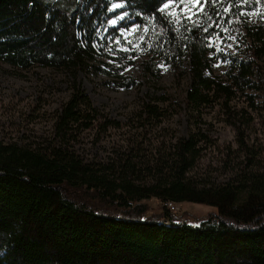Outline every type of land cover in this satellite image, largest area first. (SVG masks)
Here are the masks:
<instances>
[{
	"label": "trees",
	"instance_id": "obj_1",
	"mask_svg": "<svg viewBox=\"0 0 264 264\" xmlns=\"http://www.w3.org/2000/svg\"><path fill=\"white\" fill-rule=\"evenodd\" d=\"M112 1L0 0V62L23 71L60 69L74 80L55 117L53 143L0 142V264H264L263 163L244 142L245 165L221 184L190 176L201 155L195 135L175 139L153 165L137 149L105 165L83 160L71 147L84 131L121 127L75 83L115 16ZM122 1L133 24L148 34L145 76L157 77L161 63L185 67L187 99L195 108L209 97L225 103L247 97L264 66L262 32L251 31L257 44L245 58L230 59L224 83L206 75L213 29L177 23L164 11L165 4L183 0ZM200 1L214 11L211 3L224 0ZM135 84L128 78L122 86ZM142 111L149 122L166 117L156 105L144 104ZM152 198L204 204L218 213L197 225L181 223L165 208L148 215L144 201Z\"/></svg>",
	"mask_w": 264,
	"mask_h": 264
},
{
	"label": "rangeland",
	"instance_id": "obj_2",
	"mask_svg": "<svg viewBox=\"0 0 264 264\" xmlns=\"http://www.w3.org/2000/svg\"><path fill=\"white\" fill-rule=\"evenodd\" d=\"M167 5L164 11L173 21L188 20L213 29L206 75L217 81L226 82L231 58H245L257 44L251 31L264 35V0H224L211 3L214 11L200 0ZM110 12L115 16L102 30L89 67L77 73L75 83L100 113L121 127L82 132L70 143L76 153L89 163L106 165L137 149L141 159L153 165L159 152L167 154L175 139L195 135L201 152L190 172L195 179L225 183L245 165L241 141L261 153L258 159L264 171V66L252 78L247 97L226 103L209 97V104L195 108L187 99V69L161 63L157 77L145 76L142 63L150 58L146 29L133 24L122 0L112 1ZM128 78L136 84L122 86ZM73 86V78L64 70L36 66L23 71L0 62V142L31 147L53 143L55 117L69 101ZM144 104L158 106L166 117L160 122L146 121ZM146 202L148 215L164 210V203L157 199ZM175 205V217L191 225L218 213L204 204Z\"/></svg>",
	"mask_w": 264,
	"mask_h": 264
},
{
	"label": "built area",
	"instance_id": "obj_3",
	"mask_svg": "<svg viewBox=\"0 0 264 264\" xmlns=\"http://www.w3.org/2000/svg\"><path fill=\"white\" fill-rule=\"evenodd\" d=\"M163 206L167 211L173 214L176 212L177 206L173 202H166ZM166 225H168V222H166Z\"/></svg>",
	"mask_w": 264,
	"mask_h": 264
},
{
	"label": "snow or ice",
	"instance_id": "obj_4",
	"mask_svg": "<svg viewBox=\"0 0 264 264\" xmlns=\"http://www.w3.org/2000/svg\"><path fill=\"white\" fill-rule=\"evenodd\" d=\"M169 2H171V0H169ZM115 6H116V5H114V7H115ZM167 6H168L167 4L164 5L165 8H166ZM161 10H162V9H161ZM112 23H113V24H116V21L113 20Z\"/></svg>",
	"mask_w": 264,
	"mask_h": 264
}]
</instances>
